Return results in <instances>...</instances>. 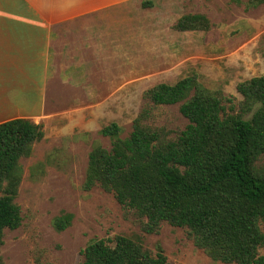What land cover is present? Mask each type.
<instances>
[{
    "label": "rangeland",
    "instance_id": "374dc122",
    "mask_svg": "<svg viewBox=\"0 0 264 264\" xmlns=\"http://www.w3.org/2000/svg\"><path fill=\"white\" fill-rule=\"evenodd\" d=\"M112 1L106 10L112 19L111 25L106 21L109 35L103 37L111 50L110 77L96 80L93 95L68 88L48 95L47 114L58 109L30 154L18 159L13 202L21 221L2 231L0 264H76L90 239L116 234L138 237L150 252L158 245L171 264H224L195 247L184 228L161 222L155 232L144 233L138 218L110 192L80 185L91 146L110 147L99 128L115 122L119 136H127L150 86L195 73L206 89L239 100L235 84L264 74V4L245 9L246 0ZM58 4L62 10L70 7L68 0ZM0 6L31 15L24 0H0ZM185 13L204 15L208 29L174 30L173 22ZM143 122L174 138L187 120L174 103L151 107ZM61 212L71 214L70 223L56 231L51 221ZM258 252L264 254V245Z\"/></svg>",
    "mask_w": 264,
    "mask_h": 264
},
{
    "label": "trees",
    "instance_id": "16d2710c",
    "mask_svg": "<svg viewBox=\"0 0 264 264\" xmlns=\"http://www.w3.org/2000/svg\"><path fill=\"white\" fill-rule=\"evenodd\" d=\"M237 1V0H236ZM264 4L246 0L244 8ZM177 31L206 30L198 13H185L171 26ZM232 96L210 91L195 73L158 82L142 92L143 104L120 137L109 122L98 133L105 149L93 144L80 187L98 186L132 211L144 233L161 222L182 227L193 245L224 264H264V74L238 81ZM178 103L187 120L174 137L146 125L151 107ZM43 136L42 125L24 118L0 122V245L3 229L19 226L13 202L19 181L18 159ZM71 214L52 218L54 230L70 223ZM76 264H171L161 248L145 249L138 237L113 235L90 239Z\"/></svg>",
    "mask_w": 264,
    "mask_h": 264
},
{
    "label": "crops",
    "instance_id": "0c3cea01",
    "mask_svg": "<svg viewBox=\"0 0 264 264\" xmlns=\"http://www.w3.org/2000/svg\"><path fill=\"white\" fill-rule=\"evenodd\" d=\"M24 1L29 16L0 6V122L28 119L40 123L44 135L58 109L47 114L49 94L68 88L93 95L96 80L110 77L111 50L103 37L113 1L68 0L65 10L58 4L65 0Z\"/></svg>",
    "mask_w": 264,
    "mask_h": 264
}]
</instances>
